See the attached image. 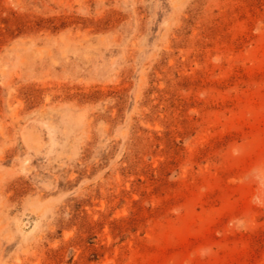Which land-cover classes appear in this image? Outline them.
<instances>
[{
	"label": "rangeland",
	"instance_id": "374dc122",
	"mask_svg": "<svg viewBox=\"0 0 264 264\" xmlns=\"http://www.w3.org/2000/svg\"><path fill=\"white\" fill-rule=\"evenodd\" d=\"M0 264H264V0H0Z\"/></svg>",
	"mask_w": 264,
	"mask_h": 264
}]
</instances>
